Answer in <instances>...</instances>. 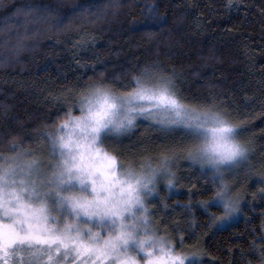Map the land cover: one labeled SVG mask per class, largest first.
<instances>
[{
	"label": "trees",
	"instance_id": "1",
	"mask_svg": "<svg viewBox=\"0 0 264 264\" xmlns=\"http://www.w3.org/2000/svg\"><path fill=\"white\" fill-rule=\"evenodd\" d=\"M156 64L175 72L187 102L213 101L239 125V139L252 147L258 164L264 156V0H232L231 6L228 0H2L0 154L12 155V144L31 150L42 141L40 133L54 130L52 122L68 110L57 99L67 95L63 89L107 79L123 91L131 74ZM68 101L79 114L75 98ZM183 138L181 128L138 123L105 144L130 158L147 157ZM176 166L177 192L162 191L168 215L159 210L155 220L178 222L185 242L201 251V264H259L250 244L261 245L264 199L254 195L252 180L237 184L244 199L239 219L206 227L209 212L222 213L196 203L211 194L212 174L190 160L178 159ZM259 173L264 176V166ZM189 202L190 210L182 207ZM193 217L197 226L189 228Z\"/></svg>",
	"mask_w": 264,
	"mask_h": 264
},
{
	"label": "snow or ice",
	"instance_id": "2",
	"mask_svg": "<svg viewBox=\"0 0 264 264\" xmlns=\"http://www.w3.org/2000/svg\"><path fill=\"white\" fill-rule=\"evenodd\" d=\"M175 80V72L156 64L131 74L120 86L123 91L107 79L65 88L67 95L57 97L65 100V118L52 122L53 131L40 133L50 146L48 164L16 144L12 155L0 154V264H68L69 257L71 264H201L199 249L184 248L185 230L178 222H154L159 208H150L149 198L159 195L161 182L175 188L176 161L190 160L212 174L211 194L196 203L205 212L212 206L223 210L219 216L209 212L206 227L223 224L242 211L234 174L254 169L255 154L240 141L239 125L213 101L187 102ZM139 117L181 128L184 138L147 157L130 158L106 146L109 134L135 128ZM258 163L264 166V156ZM192 189L190 196L196 194ZM254 195L264 199V187ZM158 203L168 208L163 199ZM182 207L190 210L192 204ZM187 223L197 226L194 217ZM260 239L259 247L253 242L250 248L264 264V231Z\"/></svg>",
	"mask_w": 264,
	"mask_h": 264
},
{
	"label": "rangeland",
	"instance_id": "3",
	"mask_svg": "<svg viewBox=\"0 0 264 264\" xmlns=\"http://www.w3.org/2000/svg\"><path fill=\"white\" fill-rule=\"evenodd\" d=\"M138 123H141V124H143V125H148V124H149V125H156V124L159 125V124L156 123L155 121L145 119L144 117H139L138 120H137V124H138ZM131 130H133V129H131ZM131 130H129V131L125 132V133H121V134H115V133H113V134H109L106 138H110V137H111V138H115V137H121V136L123 137V135H125V134L128 133V132H130ZM41 139H42V141H40L39 144H38L35 148H33V149H31V150L35 151L36 154H37L38 156H41L42 162H43L44 164H48L49 159L51 158V157H50V154H49V147H50V146L47 145V144L45 143V139H44V137L41 136ZM19 149H22V148H19ZM24 150H27V149L24 148ZM12 154H13V153H12ZM41 154H43V155H41ZM187 161H188V160H187ZM256 163H257V161H256V160H253V164L256 165ZM190 164H191L192 166H194V165L198 166L200 169L203 170V172H204V171L211 172L207 167H205V168H201V166H200L199 164H193V163H191V161H190ZM261 168H263V166H262L260 163H258V164L254 167V169H252V170H248V169H245V168H241V169L237 170V172L234 174L235 179L239 180V182L244 181L245 178H247V179H251V180H252V183H253L254 185L257 186L258 189H256V190H257V193H258L259 189L262 188V187H264V184H261V183H260V179H258V177H259V178L262 177V176L260 175V173H259V170H260ZM176 170H177V166L174 168V171H176ZM176 173H177V171H176ZM158 190H159V195L156 196L155 199H152L151 197L149 198V199H150V208H157V204H156V202L158 203V202L161 200V197H162V191H163V190H165V191L168 192V193H176V192H177L176 187L173 188V189H171V190H169V189L165 186V184H164L163 182H161V183L158 185ZM153 202H155V203H154L155 205L152 204ZM243 205H244V199L242 198V200H241V208L243 207ZM215 207H216V206H215ZM220 209L222 210V208H220ZM159 210H160L161 214H163V215H166V214H167V215H168V210L165 209L164 207L160 208ZM222 211H223V210H222ZM221 214H222V213H221ZM167 215H166V216H167ZM240 215H241V212H240L239 214H237L235 217L229 219L228 221H225L223 224H217V225H214V226L217 227V228H224V227H226V226H229L230 224H232V223H234L235 221H237V220L239 219ZM166 216H165V217H166ZM153 220H154V222L158 223V222L155 220V216H153ZM94 230H98V229H94ZM184 248H185V249H188V250H196V249H198V248H196V247H192L191 245H189V244L186 243L185 241H184ZM25 259L27 260L28 257L25 256ZM71 260H72V257H69V258H68V264H71Z\"/></svg>",
	"mask_w": 264,
	"mask_h": 264
}]
</instances>
